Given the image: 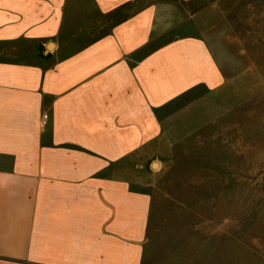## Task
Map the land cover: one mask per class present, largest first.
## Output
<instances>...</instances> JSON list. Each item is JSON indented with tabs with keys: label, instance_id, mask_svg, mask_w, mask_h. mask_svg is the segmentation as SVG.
Segmentation results:
<instances>
[{
	"label": "crops",
	"instance_id": "obj_1",
	"mask_svg": "<svg viewBox=\"0 0 264 264\" xmlns=\"http://www.w3.org/2000/svg\"><path fill=\"white\" fill-rule=\"evenodd\" d=\"M172 1L0 0V264H200L152 235L134 171L173 104L225 82Z\"/></svg>",
	"mask_w": 264,
	"mask_h": 264
},
{
	"label": "rangeland",
	"instance_id": "obj_2",
	"mask_svg": "<svg viewBox=\"0 0 264 264\" xmlns=\"http://www.w3.org/2000/svg\"><path fill=\"white\" fill-rule=\"evenodd\" d=\"M172 2L179 32L210 42L225 82L173 104L164 137L137 157L152 235L184 239L186 262L264 264V0Z\"/></svg>",
	"mask_w": 264,
	"mask_h": 264
},
{
	"label": "built area",
	"instance_id": "obj_3",
	"mask_svg": "<svg viewBox=\"0 0 264 264\" xmlns=\"http://www.w3.org/2000/svg\"><path fill=\"white\" fill-rule=\"evenodd\" d=\"M48 119H49V114L45 113L44 116H43L42 124L46 125L47 122H48Z\"/></svg>",
	"mask_w": 264,
	"mask_h": 264
}]
</instances>
